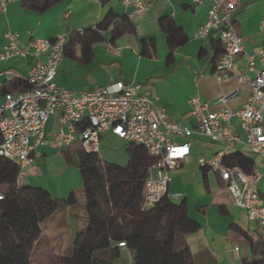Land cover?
Segmentation results:
<instances>
[{
	"label": "crops",
	"instance_id": "0c3cea01",
	"mask_svg": "<svg viewBox=\"0 0 264 264\" xmlns=\"http://www.w3.org/2000/svg\"><path fill=\"white\" fill-rule=\"evenodd\" d=\"M146 1L149 8L145 13L129 17L133 31L112 38L110 29H107L103 32L104 39L93 43L87 52H82L75 43L58 63L55 83L72 90H85L117 80L135 82L140 84L142 92L165 108L170 118L189 127L195 125L187 103L191 96L208 102L211 109L240 107L248 98L250 88L247 82L239 83L235 76L245 64L246 57L240 58L233 74L218 79L213 60L215 45L219 44L218 34L213 30L205 36L197 34L198 27L207 17L209 2ZM109 11L122 17L127 15L130 7L119 0L104 4L99 0H62L48 10L38 12L22 6L20 0H8L0 10V54L7 31L16 32L18 43L25 45L33 37L50 39L59 33L94 27ZM162 17L171 19L182 30L187 38L184 43L170 47L167 33L160 24ZM233 17L244 51L254 52L264 43V0H239ZM34 61L33 56L0 58V102L5 92L12 91L11 82L24 79ZM230 94L227 100H219ZM60 130L65 127L56 115L50 116L44 125L45 144L35 147V161L26 168L19 183L40 185L55 198H65L73 191L76 202L66 207L57 206L40 222L39 237L29 255L30 264H60L58 259L71 252L74 230L84 231L89 222L83 177L74 156L79 145L74 142L69 147L57 146L54 139ZM238 131L242 133L240 129ZM105 141L122 145L126 153L123 162L101 159ZM127 145L110 132L102 134L98 152L101 164L126 165L129 160ZM217 147L207 138L194 134L190 154L170 171L167 193L174 203V216L187 215L197 224L194 231L183 236L194 264H243L252 257L249 239L255 240L259 236L256 223L231 201L218 174L210 169L204 170L197 162L199 157L212 156ZM64 151L72 155L71 161H66ZM236 151L253 157L241 144L233 152ZM148 170L149 167L147 174ZM122 187L120 196L124 198L126 186ZM258 189L264 196V192ZM122 213L129 216L126 210ZM117 221L122 222L120 216ZM117 243L114 241L103 250L112 252L113 256L123 260L122 263L126 258L132 260L131 249Z\"/></svg>",
	"mask_w": 264,
	"mask_h": 264
},
{
	"label": "built area",
	"instance_id": "2783aa9c",
	"mask_svg": "<svg viewBox=\"0 0 264 264\" xmlns=\"http://www.w3.org/2000/svg\"><path fill=\"white\" fill-rule=\"evenodd\" d=\"M7 1L0 0V10ZM119 1L130 7L127 12L130 18L149 8L146 0ZM205 1L209 2L207 17L197 34L205 36L212 30L218 34L222 52L215 63L216 76L227 78L237 69L240 58L246 57L235 77L239 83L247 82L250 94L234 109L225 106L211 109L208 102L197 96L189 97L193 127L170 118L165 108L142 92L135 82L117 80L85 90L58 86L54 77L69 32L50 39L33 37L25 45L18 43L16 32H5L0 58H35L25 76L30 86L5 92L0 102V155L16 162L18 181L34 163L35 147L45 144L46 121L56 115L65 127L54 139L59 147L76 142L86 152L98 154L102 134L110 132L126 142L141 145L154 158L142 186L140 204L142 210H149L167 193L170 171L190 154L192 138L197 134L218 145L209 158L199 157L198 164L218 174L231 201L255 221V229L264 240V196L258 189L264 176V43L252 53L244 51L233 17L239 0ZM231 95H223L219 100L223 102ZM238 144L256 157L250 172L226 164ZM117 245L126 246L124 242Z\"/></svg>",
	"mask_w": 264,
	"mask_h": 264
},
{
	"label": "trees",
	"instance_id": "16d2710c",
	"mask_svg": "<svg viewBox=\"0 0 264 264\" xmlns=\"http://www.w3.org/2000/svg\"><path fill=\"white\" fill-rule=\"evenodd\" d=\"M27 9L44 12L62 0H20ZM102 4L109 0H99ZM171 48L186 41V36L171 19L160 18ZM110 29L111 37L133 31L130 18L117 17L109 11L94 27L70 31L64 45V54L75 43L87 52L93 43L104 39ZM70 49H69V48ZM222 52L215 45L214 62ZM83 54V53H82ZM87 60V59H86ZM30 85L24 78L11 82V89H25ZM1 140V138H0ZM129 160L126 165L105 162L101 164L96 153H88L80 146L74 151L83 177L86 209L89 222L84 231L74 230L71 252L58 259L60 264H112V257H99L97 252L112 242H124L136 253L135 264H194L184 241V234L194 231L197 224L187 215L175 217L173 201L165 193L149 210L140 207L142 186L148 167L154 158L136 143L127 142ZM67 162L72 155L64 151ZM255 159L246 153L232 152L227 165L238 166L250 172ZM207 170V167H202ZM18 166L13 160L0 155V264H30L29 255L39 237V224L57 206L66 207L76 202L74 192L65 198H55L40 185H23L18 179ZM126 186L125 197L123 187ZM126 210L129 216L122 213ZM120 216L122 222L117 221ZM251 258L243 264H264V240L258 236L249 239Z\"/></svg>",
	"mask_w": 264,
	"mask_h": 264
},
{
	"label": "rangeland",
	"instance_id": "374dc122",
	"mask_svg": "<svg viewBox=\"0 0 264 264\" xmlns=\"http://www.w3.org/2000/svg\"><path fill=\"white\" fill-rule=\"evenodd\" d=\"M102 156L101 159L103 160H110V161H118V162H123L124 157L126 156L125 150L122 147V145L119 142H110V141H105L102 148ZM258 187L261 189L262 192H264V176L259 180L258 182ZM131 254H132V260H129L126 258L125 262L123 260H119L115 256H113L112 252H107L106 250H101L97 255L99 257L103 256H113V262L116 264H135V258H136V253L134 250L131 249Z\"/></svg>",
	"mask_w": 264,
	"mask_h": 264
}]
</instances>
